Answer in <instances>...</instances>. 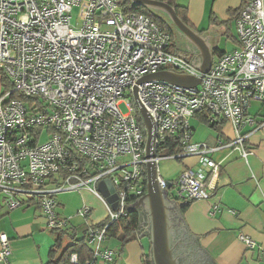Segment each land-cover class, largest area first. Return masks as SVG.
<instances>
[{
  "label": "built area",
  "instance_id": "obj_1",
  "mask_svg": "<svg viewBox=\"0 0 264 264\" xmlns=\"http://www.w3.org/2000/svg\"><path fill=\"white\" fill-rule=\"evenodd\" d=\"M240 7L238 48L221 53L201 73L183 51L171 50L168 31L145 14L126 12L123 0H0V70L11 84L0 94V204L8 210L35 205L48 230L60 229L70 218H59L57 194L88 188L104 204L106 218L100 226L91 223L89 206L77 212L91 252L84 264L111 263L115 253L102 247L107 230L127 214L123 204L144 195L146 173V132L135 101L125 100L127 113L118 106L133 95L139 77L162 70L201 77L194 87L136 84L155 123V163L200 157L169 187L157 172L158 185L173 188L179 201L210 198L206 174L216 175L219 163L208 154L234 147L246 158L251 149L245 141L263 125L255 126L248 108L264 101V0H241ZM13 92L35 100L10 98ZM202 112L211 124L229 123L234 137L215 146L191 143L189 119ZM245 127L251 130L243 132ZM165 143L179 150L159 155ZM103 180L113 186L114 209L97 190ZM218 208L213 205L209 215ZM238 238L254 248L248 236ZM10 254L9 239L0 232V263L7 264ZM69 261L78 264L77 254Z\"/></svg>",
  "mask_w": 264,
  "mask_h": 264
},
{
  "label": "crops",
  "instance_id": "obj_2",
  "mask_svg": "<svg viewBox=\"0 0 264 264\" xmlns=\"http://www.w3.org/2000/svg\"><path fill=\"white\" fill-rule=\"evenodd\" d=\"M174 1L186 7L187 24L200 35L208 36L206 40L212 63L221 53L238 48L235 15L241 0ZM226 42H232L231 49L227 50ZM176 43L193 63L200 59L199 51L182 35L180 40L176 37ZM256 104L259 106L252 110L251 106L248 114L254 118L255 126L261 122L263 125L245 141L251 154L246 158L240 157L234 147L219 148L209 153L208 156L219 163L216 175L210 172L206 174V182L212 187V195L208 199L188 201L181 209L187 230L199 237V245L208 252L215 264H264V101ZM197 120L200 121L201 118L193 116L189 119L193 132L197 128ZM218 121L220 127H212L215 131L208 130L207 133L196 136L195 141L215 146L219 140H231L234 137L232 126L222 119ZM248 130L251 128L245 127L243 132ZM199 157L189 155L177 159L175 174L165 180L169 184L174 183L184 168L198 163ZM144 188L146 193V178ZM74 194L72 198L66 193L57 194V214L60 219L73 217L82 206L87 205L91 208V223L97 224L105 220L104 204L88 188ZM166 194L169 199L179 201L172 191L169 190ZM96 200L101 204L102 214ZM213 205H218L219 208L211 216L209 211ZM0 213V232L6 234L11 248L7 264L45 263L48 259L47 249L53 242L49 235L51 232L45 227V220L37 207L26 205L8 210L1 205ZM239 233L255 242L253 249H248L238 238ZM146 237L149 240L148 235L138 237L135 232V237L122 250L117 239L107 238L102 247L115 253L113 261L107 264H146V256L150 254V240L143 239Z\"/></svg>",
  "mask_w": 264,
  "mask_h": 264
},
{
  "label": "water",
  "instance_id": "obj_3",
  "mask_svg": "<svg viewBox=\"0 0 264 264\" xmlns=\"http://www.w3.org/2000/svg\"><path fill=\"white\" fill-rule=\"evenodd\" d=\"M129 1L133 4L144 6L152 11L165 14L176 31L199 51L200 59L195 62L197 69L201 73H205L209 70L212 64V55L206 40L208 36L204 37L200 35L188 24L184 23L178 17L175 8L167 2L159 0ZM200 77L162 70L142 75L132 86L133 98L146 132V193L136 198L131 204H123V209L127 211V213L132 211H139L141 213L139 228L136 232L138 237L141 235H148L152 264H180L178 259L179 254L176 252L175 248L177 244L182 243L185 244L186 251L188 247L191 248L192 244L193 255L191 259H189L190 264H215L208 252L199 245V237L194 236L187 230V226L181 214V209L188 201L183 202L169 199L165 188L162 189L158 185L157 167L154 160L156 156L154 141L155 123L154 119L138 99L137 90H139V88L136 86V84L140 82L159 80L183 87H194L200 83ZM169 186L170 184L168 183L167 187ZM97 190L106 198L107 202L111 204L112 209H114L116 206V195L113 193L114 189L110 181H100L97 184Z\"/></svg>",
  "mask_w": 264,
  "mask_h": 264
},
{
  "label": "trees",
  "instance_id": "obj_4",
  "mask_svg": "<svg viewBox=\"0 0 264 264\" xmlns=\"http://www.w3.org/2000/svg\"><path fill=\"white\" fill-rule=\"evenodd\" d=\"M159 1L167 2L168 4L173 6L175 8V11L178 17L184 23L187 24L188 19L186 16L185 6L176 4L174 0H159ZM123 6L126 12L142 13L148 16L149 18H151L152 20H154L161 28H163L164 30L168 31L171 34V47H170L171 50L173 52L181 50L177 47V43H176V33H175L176 29L172 24H170L165 14L158 12V11H152L139 4H133L129 0H123ZM240 8L241 7H239V9L236 11L237 13L235 16H237ZM0 83L3 87V93L10 90L11 84L9 83L8 79L2 73L1 70H0ZM10 98H19L23 101L35 100L34 97L26 98L17 92L11 93ZM197 116H199L202 121L207 122L209 126L211 127H215V128L220 127L219 121H216L214 124L209 123L206 120V113L204 112L199 113V115ZM138 119H140L139 116H138ZM162 148L167 150L165 154H171L179 150L178 148L175 149L171 143L170 144L165 143V146ZM162 148L161 149L158 148V153L161 150H163ZM143 177H144V185H145V178H146L145 172L143 173ZM135 200L136 199H131L130 202L133 203ZM0 216H1V213H0ZM140 220H141V213L139 211H132V212L127 213L124 217L120 218L118 223H113L110 226V228L107 230V238L117 239L120 242V250H122L124 245L135 237V232L139 228ZM104 222L105 220L100 222L98 225L101 226L104 224ZM80 229H82L83 233L80 237H78L77 234ZM50 232L55 237H54L53 244L49 248V251H48V259L43 264H71L69 261V257L71 253L77 254V257L79 260L78 264H84L87 260L91 258L90 249L88 245H86V242H85V227L84 226H82V228H79V226L73 225L71 222H69L64 228L52 229L50 230ZM64 237H68L70 239V242L63 247L62 239ZM145 262L146 264H152L150 254L146 256Z\"/></svg>",
  "mask_w": 264,
  "mask_h": 264
},
{
  "label": "rangeland",
  "instance_id": "obj_5",
  "mask_svg": "<svg viewBox=\"0 0 264 264\" xmlns=\"http://www.w3.org/2000/svg\"><path fill=\"white\" fill-rule=\"evenodd\" d=\"M76 18H77V8L76 7H74L73 8V10H72V12H71V23L72 24H76ZM176 33V37L180 40V37H181V34H179L177 31L175 32ZM231 47H232V42H226V48H227V50L228 49H231ZM1 93H3V87H2V85H1V83H0V94ZM125 98H124V101L125 100H127V101H129V102H131L133 105H135L134 104V98H133V95H125L124 96ZM122 102V103H120L119 104V109H120V111L122 112V113H127L128 112V109H127V107H126V103H127V101H125V102ZM256 103H262V102H259V101H252L251 102V104H250V106H249V108L248 109H250L251 108V106H252V108H251V110L253 109V108H255V107H257V106H259L258 104H256ZM138 116L140 117V115H139V113H138ZM140 119H141V117H140ZM195 119V118H194ZM142 121V120H141ZM198 121V120H197ZM143 123V122H142ZM197 126V128H196V130L192 133V136H191V138H190V142L191 143H204V142H202V141H195V139L194 138H196V136H198V135H202L203 133H207L208 132V130L209 131H215V129L214 128H212L211 126H209V124L207 123V122H205V121H198V124L196 125ZM244 130V129H243ZM242 130V131H243ZM167 152V150L166 149H163V150H161L160 152H159V155H162V154H165ZM178 164V160L177 159H173V158H162V159H159L158 160V162H157V170H158V173H159V175L163 178V179H168V178H170L171 177V175L172 174H175V170H176V165ZM170 191H172L173 193H174V189L173 188H171V190ZM76 191H67V192H60L61 194L62 193H66V195H68V197H70V198H72L73 197V195H75L74 193H75ZM59 193V194H60ZM96 204H98V206H99V212L102 214V212H103V209H102V207H101V204L96 200ZM2 206H4L3 204H1ZM70 222L73 224V225H77V226H79V228H82V224H84L85 225V223H84V219L82 218V217H80L79 215H73V217H71L70 218ZM82 229H80L79 231H78V237H80L81 235H82ZM49 235H51V241L53 242L54 241V235L51 233V234H49ZM143 239H147L148 240V238L146 237V238H143ZM149 241V240H148ZM70 242V239L68 238V237H64L63 239H62V246L64 247L65 245H67L68 243ZM109 242H107V244H108ZM146 243H147V241H146ZM147 246H148V243H147ZM146 247V246H145ZM147 248V247H146ZM49 250V248L47 249V251ZM60 252V251H59Z\"/></svg>",
  "mask_w": 264,
  "mask_h": 264
},
{
  "label": "flooded vegetation",
  "instance_id": "obj_6",
  "mask_svg": "<svg viewBox=\"0 0 264 264\" xmlns=\"http://www.w3.org/2000/svg\"><path fill=\"white\" fill-rule=\"evenodd\" d=\"M143 223H144V221H143ZM185 240H187V239H185ZM187 247H188V243H187ZM175 250L179 254V258L178 259H179V263L180 264H190L189 263V259H191V256L193 255L192 244H191V248L188 247L187 251L185 249V244L184 243L177 244ZM184 252H185V254H184Z\"/></svg>",
  "mask_w": 264,
  "mask_h": 264
}]
</instances>
